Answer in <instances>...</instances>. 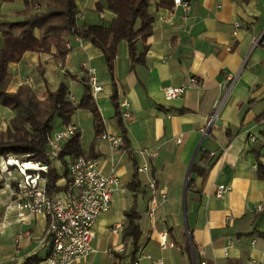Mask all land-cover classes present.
Here are the masks:
<instances>
[{"label": "crops", "instance_id": "0c3cea01", "mask_svg": "<svg viewBox=\"0 0 264 264\" xmlns=\"http://www.w3.org/2000/svg\"><path fill=\"white\" fill-rule=\"evenodd\" d=\"M129 1L75 0L77 25L108 28L117 14H125ZM183 1L189 5L187 20L180 21L182 12L177 9L171 24L158 18L174 9L172 0L150 1L152 31L137 40L138 59L132 61L126 43H120L112 73L103 53L77 38L67 43L63 65L54 60V49L49 54L26 53L18 63L8 65L9 93L27 86L43 101L64 83L75 106L88 87L87 70L93 69L101 91L91 96L104 121L102 133L121 138L119 148H112L102 135H96L87 111L78 110L71 119L70 125L80 130V156L96 159L101 175L119 179L110 209L93 226V252L73 264H131L135 249L124 238L125 213L131 209L141 217L134 264H195L193 247L198 264H264V175L260 177L264 170L260 128L264 119V0ZM26 8L22 0H0V24L21 21L35 10ZM34 37L40 39V31H34ZM2 44L0 32V48ZM229 75L238 78L203 135ZM193 79L196 84L192 85ZM179 85L186 86L182 96L168 100L163 89ZM113 86L118 102H128L133 122L117 123ZM13 116L0 107L2 131ZM63 129L59 120L54 121L50 136ZM153 151L154 157L148 154ZM11 159L0 157V168L15 169L6 164ZM65 161L67 165L54 160L60 187L69 179L72 161ZM143 165L147 170L139 172ZM193 165L203 173L190 176ZM135 176L138 187L130 190ZM189 178L192 184L187 191ZM150 180L155 182L158 200L153 221L147 214ZM219 186L227 188L222 198L215 196ZM66 193L60 191L54 197L63 198ZM11 194L2 185L0 264H24L30 258L36 259L30 264H44L50 253L46 217L19 216L7 209L15 200ZM115 226L119 227L113 232ZM159 232H166L172 247L160 248Z\"/></svg>", "mask_w": 264, "mask_h": 264}, {"label": "trees", "instance_id": "16d2710c", "mask_svg": "<svg viewBox=\"0 0 264 264\" xmlns=\"http://www.w3.org/2000/svg\"><path fill=\"white\" fill-rule=\"evenodd\" d=\"M13 1V0H5ZM26 9H34L28 17L17 22H2L0 32L3 44L0 48V107L14 113L7 128L0 129V157L4 160L13 158L23 163L39 164L47 166V173H40L47 178V194L54 196L60 191L68 192L69 179L64 187L58 186L61 177L54 168V160L67 165L65 159L73 161L82 154L80 143V130L62 145L61 151L54 159L47 156V139L53 131V123L59 120L66 127L70 125L73 115L78 110L87 111L92 115L93 127L96 135H102L104 121L98 108L93 102L90 90L85 88L84 94L78 106L69 99L68 88L61 83L54 92L39 101L31 89L20 86L15 93H9L7 87L9 79L7 68L11 63H18L26 53L49 54L54 49V60L63 65L69 52L67 43L71 38H77L99 49L106 61V65L112 73L113 63L117 55L118 46L125 42L128 54L132 61L138 59L136 42L139 38H146L151 34L153 20L149 16L148 9L151 0H130L125 14H117L108 28L77 25L78 8L75 0H22ZM39 7V10L36 9ZM139 23V27L136 25ZM40 31V39L34 37V31ZM115 109L117 123L122 121L120 103L117 100L116 89L113 86L111 96ZM70 165V164H69ZM68 165V168H69ZM68 173V170H67ZM193 173H203L200 168L192 166L190 176ZM264 170L260 172V177ZM192 184L191 178L187 183V191ZM3 181L0 180V189ZM138 187L137 176L128 187L133 190ZM126 229L124 238L130 239L135 251L131 264H134L137 244L141 230L140 215L131 209L125 213ZM192 241L191 234H189ZM190 252V245H187ZM195 264H198V256L192 248ZM36 261L28 259L24 264Z\"/></svg>", "mask_w": 264, "mask_h": 264}, {"label": "built area", "instance_id": "2783aa9c", "mask_svg": "<svg viewBox=\"0 0 264 264\" xmlns=\"http://www.w3.org/2000/svg\"><path fill=\"white\" fill-rule=\"evenodd\" d=\"M174 9L168 11L165 15L159 16V21L171 24L176 16V10L181 9L180 21H186V11L189 8L188 2L183 0H172ZM39 10V7H36ZM260 39L255 41V45ZM68 47V44H67ZM87 85L91 95L101 91L93 69L87 70ZM238 78V75H229L223 86L224 93L219 101L213 107L211 118L208 120L202 134L206 135L208 129L216 120L226 99L230 95L232 88ZM191 84H196V80H191ZM186 86L179 85L163 89L164 96L168 100L176 99L182 96ZM72 101V98L69 96ZM122 120L126 123L133 122V116L128 111V102L123 100L120 103ZM261 138L264 140V119L260 121ZM77 128L72 125L47 139V156L54 159L61 151V143H65L75 132ZM101 138L108 142L114 149L119 148L121 138L111 134H102ZM180 143V139L176 141ZM146 152H141L144 155ZM155 156L156 151L148 153ZM39 166L37 171H23L21 168H15L17 175L12 174L8 167L0 168V180L3 185H7L11 191V196L15 197L7 209L15 210L19 216L23 214L37 215L42 214L46 217L47 227L45 231L46 239L50 245V253L44 260V264H73L78 260L86 258L93 250L91 247L94 238L93 226L97 218L106 213L111 206V196L113 191L119 188V179L116 175L103 176L98 171V162L96 159L88 156H79L69 165L68 178L69 190L63 198L50 196L47 194V178L40 173H47V166ZM3 169V170H2ZM146 165H143L139 172H145ZM6 174V176H2ZM148 188L152 193V199L148 208V216L151 221L154 219L155 209L158 200L156 198V188L154 180L148 182ZM227 188L219 186L215 192L217 198H222ZM164 199V195L160 196ZM119 226L114 227V231ZM158 244L161 249L172 247L166 232L157 234ZM225 255L227 252L225 251Z\"/></svg>", "mask_w": 264, "mask_h": 264}, {"label": "bare ground", "instance_id": "6f19581e", "mask_svg": "<svg viewBox=\"0 0 264 264\" xmlns=\"http://www.w3.org/2000/svg\"><path fill=\"white\" fill-rule=\"evenodd\" d=\"M8 162H9V165L11 167L21 168L24 172L25 171H37V170H39V166L36 164H33V163L19 164L16 160H12V159Z\"/></svg>", "mask_w": 264, "mask_h": 264}, {"label": "rangeland", "instance_id": "374dc122", "mask_svg": "<svg viewBox=\"0 0 264 264\" xmlns=\"http://www.w3.org/2000/svg\"><path fill=\"white\" fill-rule=\"evenodd\" d=\"M53 127H54V123H53ZM12 160H14V159H12ZM16 161H17V160H16ZM6 164H8V166H10V165H9V162H7ZM11 168H12V167H11ZM2 170H3V169H2ZM11 170L13 171V172H12L13 175H14V174L17 175L15 169L12 168ZM60 171L62 172V170H60ZM2 176L4 177V176H6V174H3Z\"/></svg>", "mask_w": 264, "mask_h": 264}, {"label": "water", "instance_id": "95a60500", "mask_svg": "<svg viewBox=\"0 0 264 264\" xmlns=\"http://www.w3.org/2000/svg\"><path fill=\"white\" fill-rule=\"evenodd\" d=\"M189 173V172H188Z\"/></svg>", "mask_w": 264, "mask_h": 264}]
</instances>
